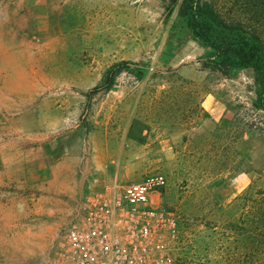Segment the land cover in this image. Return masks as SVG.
I'll return each mask as SVG.
<instances>
[{
	"label": "rangeland",
	"instance_id": "obj_1",
	"mask_svg": "<svg viewBox=\"0 0 264 264\" xmlns=\"http://www.w3.org/2000/svg\"><path fill=\"white\" fill-rule=\"evenodd\" d=\"M201 1L245 23L259 3ZM181 2L0 0V264L63 261L87 196L155 174L176 264H239L224 224L264 189V102L252 69L194 40ZM250 24L264 41V19ZM112 67L114 87L93 92Z\"/></svg>",
	"mask_w": 264,
	"mask_h": 264
},
{
	"label": "built area",
	"instance_id": "obj_2",
	"mask_svg": "<svg viewBox=\"0 0 264 264\" xmlns=\"http://www.w3.org/2000/svg\"><path fill=\"white\" fill-rule=\"evenodd\" d=\"M166 181L155 174L127 184L113 196H87L79 218L62 232L63 261L54 264H176L178 220L149 206Z\"/></svg>",
	"mask_w": 264,
	"mask_h": 264
},
{
	"label": "trees",
	"instance_id": "obj_3",
	"mask_svg": "<svg viewBox=\"0 0 264 264\" xmlns=\"http://www.w3.org/2000/svg\"><path fill=\"white\" fill-rule=\"evenodd\" d=\"M170 2L175 5L178 0ZM258 2V9L249 16L250 23L264 19V0ZM179 15L187 21L194 40L213 51L217 65L225 69L240 67L253 70L258 101L264 102V41L258 30L244 21L225 20L211 4L201 0H182ZM137 77L142 78L141 75ZM116 79L117 73L112 67L93 92L111 90ZM239 199L243 212L239 220L227 215L224 224L226 236L231 239L232 234L237 235L239 264H264V189L254 180Z\"/></svg>",
	"mask_w": 264,
	"mask_h": 264
}]
</instances>
